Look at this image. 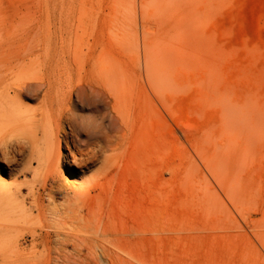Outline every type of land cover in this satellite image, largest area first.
Here are the masks:
<instances>
[{
    "label": "rangeland",
    "instance_id": "374dc122",
    "mask_svg": "<svg viewBox=\"0 0 264 264\" xmlns=\"http://www.w3.org/2000/svg\"><path fill=\"white\" fill-rule=\"evenodd\" d=\"M0 30L37 36L32 50L45 54H124L142 69L150 55L157 74L155 90L143 78L124 167L86 176L110 178L100 193L53 203L47 185L40 197L44 146L31 155V134L0 121L1 148H31L11 156L17 171L37 170L0 172V264H264V0H0ZM42 95L24 105L38 109ZM62 179L82 184L64 167ZM38 198L91 223L57 228Z\"/></svg>",
    "mask_w": 264,
    "mask_h": 264
},
{
    "label": "bare ground",
    "instance_id": "6f19581e",
    "mask_svg": "<svg viewBox=\"0 0 264 264\" xmlns=\"http://www.w3.org/2000/svg\"><path fill=\"white\" fill-rule=\"evenodd\" d=\"M11 35H4L0 30V121L14 120L18 127L31 134L32 150L27 148L32 151L31 155L39 144L44 146V153H37L39 166L46 165L45 171L48 170L40 197L47 191V185L51 187L48 196L53 203L58 195L68 198L75 192L91 194L96 190L100 193L110 178L86 176L98 164L106 165L114 173L124 167L122 157L128 150L129 135L142 116L145 75L155 90L157 74L152 57L145 56L142 69L140 57L124 54H45L32 50L37 36L33 39L28 35L22 38ZM41 93L43 100L38 109L31 110L24 105L25 98ZM63 145L68 151L66 154H63ZM1 146L0 142V172L18 177L30 170L36 173L32 161L26 170L17 171L13 158L27 150L25 145L17 143L6 146V150ZM63 167L67 175L82 181L79 188L62 179ZM15 185L21 190L20 185ZM41 200L38 198L33 207L42 215L53 214L57 228L69 220L91 223L92 206L88 207L89 218H77L62 215L54 205L46 208ZM110 225L109 220L103 222L105 232ZM74 237L67 236L62 243L77 245L79 240ZM88 243L93 248V241Z\"/></svg>",
    "mask_w": 264,
    "mask_h": 264
}]
</instances>
